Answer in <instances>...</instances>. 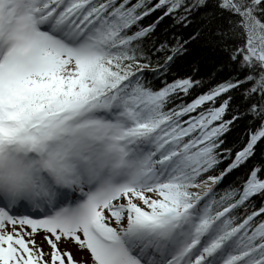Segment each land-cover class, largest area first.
<instances>
[{"label": "snow or ice", "instance_id": "snow-or-ice-1", "mask_svg": "<svg viewBox=\"0 0 264 264\" xmlns=\"http://www.w3.org/2000/svg\"><path fill=\"white\" fill-rule=\"evenodd\" d=\"M0 264H264V0H0Z\"/></svg>", "mask_w": 264, "mask_h": 264}, {"label": "trees", "instance_id": "trees-1", "mask_svg": "<svg viewBox=\"0 0 264 264\" xmlns=\"http://www.w3.org/2000/svg\"><path fill=\"white\" fill-rule=\"evenodd\" d=\"M148 22H150V20ZM222 59H223V57L220 56L219 54H217V56L213 57L210 60L206 59L204 61V64H203L204 73L207 74V73L215 71L214 64L216 63L217 60H222ZM205 78L207 79V76H205ZM237 97H238V94H237ZM237 103H241V101L238 98H237ZM245 123L246 122L241 121L237 125L236 129L232 132L231 136L229 137L230 141L239 142V140L243 138V135H244V124ZM240 174H241V172L236 171L231 176L227 177L226 180L221 184L220 188H217V193H219L220 190L222 188H224L225 186H227L229 183L233 182ZM242 214L243 213H241V215Z\"/></svg>", "mask_w": 264, "mask_h": 264}, {"label": "rangeland", "instance_id": "rangeland-1", "mask_svg": "<svg viewBox=\"0 0 264 264\" xmlns=\"http://www.w3.org/2000/svg\"><path fill=\"white\" fill-rule=\"evenodd\" d=\"M28 227H29V230H30V226H28ZM36 238H37V240L42 239V233H37L36 234ZM77 255H79V254H77Z\"/></svg>", "mask_w": 264, "mask_h": 264}]
</instances>
